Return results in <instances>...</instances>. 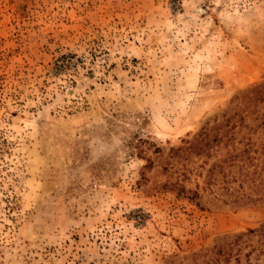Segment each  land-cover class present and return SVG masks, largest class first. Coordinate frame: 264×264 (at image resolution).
I'll list each match as a JSON object with an SVG mask.
<instances>
[{"label":"rangeland","instance_id":"rangeland-1","mask_svg":"<svg viewBox=\"0 0 264 264\" xmlns=\"http://www.w3.org/2000/svg\"><path fill=\"white\" fill-rule=\"evenodd\" d=\"M262 225L264 0H0V264H189Z\"/></svg>","mask_w":264,"mask_h":264},{"label":"trees","instance_id":"trees-1","mask_svg":"<svg viewBox=\"0 0 264 264\" xmlns=\"http://www.w3.org/2000/svg\"><path fill=\"white\" fill-rule=\"evenodd\" d=\"M255 236H259L258 241L262 240L264 247V225H262L258 230H248L247 233L219 238L213 247L193 253L189 264H251V255L258 251L257 247L249 243ZM245 248H249L246 253H244Z\"/></svg>","mask_w":264,"mask_h":264}]
</instances>
